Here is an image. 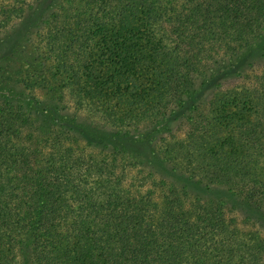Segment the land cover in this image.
<instances>
[{"label": "trees", "instance_id": "obj_1", "mask_svg": "<svg viewBox=\"0 0 264 264\" xmlns=\"http://www.w3.org/2000/svg\"><path fill=\"white\" fill-rule=\"evenodd\" d=\"M5 4L0 264H264V0Z\"/></svg>", "mask_w": 264, "mask_h": 264}, {"label": "rangeland", "instance_id": "obj_2", "mask_svg": "<svg viewBox=\"0 0 264 264\" xmlns=\"http://www.w3.org/2000/svg\"><path fill=\"white\" fill-rule=\"evenodd\" d=\"M5 2H6V0H0V5L1 6L6 5ZM5 60H7V58H5ZM254 65H255L254 67H252L248 70L249 75H248V80H246V79L244 80L245 85H250L252 82L253 83H256V82L260 83V81H261V76L264 73V59L256 62ZM231 84H233L234 86L235 85H237V86L243 85L242 82H233V81L231 82ZM3 90L10 91L9 89H6L3 85L0 84V91H3ZM67 98H68V101H70L69 103L72 104L73 102L69 98V96ZM182 136H183V134L181 132L178 137H182ZM152 140H153V137L147 138V141H152ZM136 141H137V139H136Z\"/></svg>", "mask_w": 264, "mask_h": 264}]
</instances>
